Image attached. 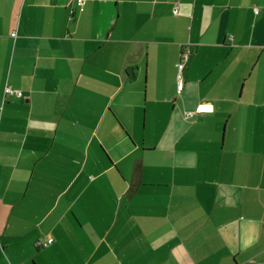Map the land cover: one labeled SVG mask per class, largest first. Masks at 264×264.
I'll use <instances>...</instances> for the list:
<instances>
[{"label": "crops", "instance_id": "0c3cea01", "mask_svg": "<svg viewBox=\"0 0 264 264\" xmlns=\"http://www.w3.org/2000/svg\"><path fill=\"white\" fill-rule=\"evenodd\" d=\"M0 264H264V0H0Z\"/></svg>", "mask_w": 264, "mask_h": 264}, {"label": "built area", "instance_id": "2783aa9c", "mask_svg": "<svg viewBox=\"0 0 264 264\" xmlns=\"http://www.w3.org/2000/svg\"><path fill=\"white\" fill-rule=\"evenodd\" d=\"M84 3H85V0H77V4H78L79 8L84 7ZM177 11H178V10L176 9L175 13H176ZM12 36L15 37V36H16V33H13ZM190 51H191V50H190L188 47L183 51V54H182V59H183V61H182L180 64L177 65L178 68H179L180 70L183 69V67H184V65H183L184 62H186V61L189 59V56H190V54H191ZM5 95H16V96H18V97H21V96H22V93H21V92L14 91V90H12L10 87H6V89H5ZM208 107L211 108V111H205V110H203V109H206V108H208ZM213 109H214V108H213L212 104H201V105H199L198 108H197V113L213 112ZM188 115H191V113H189ZM52 242H53V240H50V241H48V243H46V244L38 243L37 245H38L39 247H47V246L50 245Z\"/></svg>", "mask_w": 264, "mask_h": 264}, {"label": "snow or ice", "instance_id": "6c2138e0", "mask_svg": "<svg viewBox=\"0 0 264 264\" xmlns=\"http://www.w3.org/2000/svg\"><path fill=\"white\" fill-rule=\"evenodd\" d=\"M203 110H205V111H211V108H210V107H208V108H206V109H203Z\"/></svg>", "mask_w": 264, "mask_h": 264}]
</instances>
